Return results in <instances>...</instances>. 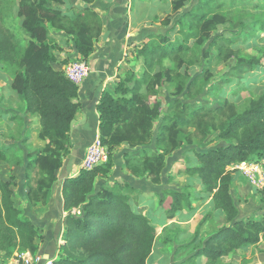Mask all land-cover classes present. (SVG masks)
Segmentation results:
<instances>
[{"label": "trees", "instance_id": "obj_1", "mask_svg": "<svg viewBox=\"0 0 264 264\" xmlns=\"http://www.w3.org/2000/svg\"><path fill=\"white\" fill-rule=\"evenodd\" d=\"M67 1L20 0L23 27L31 37L28 46L21 50L14 32L4 25L10 0H0V64L13 69V88L26 102L27 110L39 115V136L45 141L43 149L30 163L36 168L28 192L33 204L45 203L52 191L57 180L56 171L70 152L72 123L81 108L79 85L70 80L64 70L53 65L52 48L47 42L48 23L73 36L84 60L95 49V42L103 29L101 15L89 7L95 0H82L85 6L75 16H70L63 8ZM186 1L173 0V8L178 10ZM209 6L207 1L198 9ZM190 12L185 15L197 20L195 29L199 30L200 41L210 38L211 31L226 20L213 9L197 14ZM261 27L264 29V22ZM152 36L165 40L162 35ZM218 37L222 41L217 46L220 61L236 57L250 66L260 64L257 55L245 58L232 47L234 37L222 34ZM225 44L230 47L226 49ZM138 47L135 55L144 57L146 64L150 55L154 56L163 49L160 44L151 48L147 44ZM182 64L178 62L179 67ZM163 69L152 74L148 81L146 76L140 79L128 73L103 93L97 105L100 138L109 150L128 144L139 150L136 152H146L142 157L136 153L127 155L128 169L134 174L147 176L154 183L162 180L166 156L183 144L179 134L185 125L195 127L193 135L201 138L199 143L211 130L219 131L220 138L229 141L226 145L195 150L198 162L185 169L187 174L202 181L205 190L213 194L216 208L225 215L226 224L209 237L196 254L218 261L245 245L257 244L264 233V219L240 218V209L232 194L234 170L231 168L250 162L255 156L264 158V94L243 105L225 102L214 109L200 107L189 111L184 103L179 113L165 115L167 123L156 134L154 120L162 112L156 86L178 81L176 66ZM194 84L195 81L191 82ZM143 85L147 86L145 92L141 91ZM127 92L132 95L128 96ZM13 117L17 119V116ZM154 138L159 150L148 154L149 149L145 150V147L150 146ZM193 139L190 137L189 142L193 143ZM111 151L106 161L93 169H82L77 176L64 181V208L71 212L65 216V242L61 244L59 258L54 264H148L157 236L156 224L132 208L127 194L95 191L96 179L109 174L113 167ZM134 157L139 159L138 163L131 162ZM5 159V152L0 150V160ZM14 186V180L0 179V250L8 256L15 252L35 253L37 241L42 237L32 220L16 204ZM165 192L173 196L170 217L183 208H193L188 193L173 188ZM74 209L81 210V213H74Z\"/></svg>", "mask_w": 264, "mask_h": 264}, {"label": "rangeland", "instance_id": "obj_2", "mask_svg": "<svg viewBox=\"0 0 264 264\" xmlns=\"http://www.w3.org/2000/svg\"><path fill=\"white\" fill-rule=\"evenodd\" d=\"M101 1L106 3V0ZM207 1L210 2L207 9H213L226 20L211 31L210 38L200 41L199 30L195 29L197 20L185 14L207 10L198 9ZM96 2L98 0L89 4L95 11ZM84 6L82 0H68L63 8L70 16H75ZM114 7L116 10H113ZM19 9L20 0H10L4 25L14 32L18 47L24 50L31 37L23 27ZM105 9H109L107 14L110 21L113 24L118 22L116 25L120 28L117 29L120 35L114 37L122 41V44L132 46L133 53L137 54L138 46L145 44L150 48L160 44L163 48L154 56L150 55L147 64L144 57H134L125 77L132 73L134 78L146 76L148 81L152 74L163 71L164 67L176 66L175 76L178 81L156 86V96L162 106L161 114L154 120L156 134L167 123L165 115L179 113L184 103L189 111L200 107L214 109L225 102L243 105L264 94V29L261 27L264 22V0H187L178 10L173 8V0H110ZM154 34L162 35L165 40L153 37ZM219 34L234 37L232 47L245 58L257 55L260 64L250 66L236 57L220 61L217 58V46L222 42ZM47 42L52 48L53 63L67 64L74 60H84L76 48L73 36L50 23ZM229 47L225 44L226 49ZM179 61L183 62L180 67ZM14 77L15 73L9 65L0 64V105L1 101L6 100L16 109L14 114H19L12 126L8 127L7 133L14 136L19 134L20 137V100L24 101L13 88ZM193 81L195 84L191 85ZM141 91H147V86L143 85ZM127 95L132 94L127 92ZM174 100L177 101L173 104ZM184 128L179 134L183 144L165 158L161 182L154 183L147 176L134 174L128 169L127 155L136 153L142 157L146 152H136L139 150L130 148L128 144L110 150L106 146L107 154L110 155L112 150L113 167L109 174L96 179L95 191L111 190L127 194L132 208L144 213L156 224L157 236L148 264H264V233L257 244L245 245L222 256L218 261H210L206 255H196L205 241L226 224V219L223 211L216 208L213 194L205 190L198 177L187 174L185 169L198 162L195 150L226 145L229 141L220 138L219 131L211 130L207 138L199 143L201 138L193 135L195 127L189 124ZM190 137L194 138L193 143L189 142ZM145 148L149 149L148 154L159 150L155 138ZM134 161L138 163L139 159L134 157L131 162ZM263 162L264 158L255 156L250 162L231 167L234 170L232 194L239 206L241 219H264V176L257 171L261 170L259 165ZM7 165H0V178L14 180L16 167L10 169ZM32 168L30 173L33 178L36 168ZM169 188L188 193L193 208H183L170 217L173 196L165 192ZM65 212L67 216L71 211ZM73 212L80 214L81 210L74 209Z\"/></svg>", "mask_w": 264, "mask_h": 264}, {"label": "crops", "instance_id": "obj_3", "mask_svg": "<svg viewBox=\"0 0 264 264\" xmlns=\"http://www.w3.org/2000/svg\"><path fill=\"white\" fill-rule=\"evenodd\" d=\"M106 3L98 0L95 3L96 11L101 15L103 32L95 42V49L89 55L87 62L90 73L79 85V101L81 108L78 111L71 129V148L68 155L63 159L62 166L57 169V180L54 190L48 194L46 203L33 204L28 192L32 183L30 162L45 146V141L40 139L41 124L39 115L27 110L26 102L20 100V137L7 133L8 127L12 126L16 110L6 100L0 105V150L5 152L6 159L0 160L1 166L8 164L10 169L16 167V182L14 186V200L24 210L42 237L38 239V250L30 253V264H45L48 259L54 261L59 258L60 246L65 242V210L62 186L67 178L77 176L82 170V161L87 145L100 136V113L97 108L103 93L112 88L120 80L125 78L127 70L132 65V59L136 57L132 46L122 44L114 36L120 35L118 22H111L109 9ZM84 3V2H83ZM113 10H116L114 7ZM123 38V36H122ZM118 43H117V42ZM66 63H53L54 67L63 70ZM17 120V119H15ZM239 165V164H238ZM5 179L6 178H0ZM150 181H152L149 178ZM27 211V213H26ZM62 216H59V213ZM170 220V219H168ZM21 252L6 255L0 250V264H15L20 258Z\"/></svg>", "mask_w": 264, "mask_h": 264}, {"label": "built area", "instance_id": "obj_4", "mask_svg": "<svg viewBox=\"0 0 264 264\" xmlns=\"http://www.w3.org/2000/svg\"><path fill=\"white\" fill-rule=\"evenodd\" d=\"M66 76L80 85L90 73V66L86 60H74L63 66ZM108 159L105 145L100 137L93 139L86 147L85 155L82 161V169H93ZM264 163V162H263ZM261 170L258 173L264 176V164L259 165ZM20 258L15 264H30V252H21ZM45 264H54L53 259H48Z\"/></svg>", "mask_w": 264, "mask_h": 264}]
</instances>
